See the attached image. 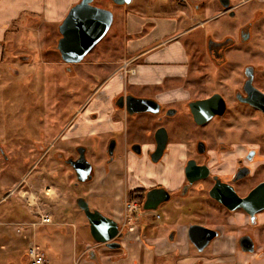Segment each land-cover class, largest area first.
<instances>
[{
    "label": "flooded vegetation",
    "instance_id": "obj_1",
    "mask_svg": "<svg viewBox=\"0 0 264 264\" xmlns=\"http://www.w3.org/2000/svg\"><path fill=\"white\" fill-rule=\"evenodd\" d=\"M224 5L226 7H223ZM209 10L214 13L210 15ZM200 13L204 16L197 19L192 27L198 32L197 40L192 44L197 88L190 89L186 86L188 81L192 80L188 75L181 81V85L185 87V95L182 98L163 102L156 97H145L157 103L155 111L129 114L125 107V99L123 107L117 105L119 96L126 98L127 95H134L130 92L122 93L113 103L118 119L124 121V119L135 118L136 120L140 116H143V119L136 124V130L126 127L119 137L114 136L112 130L108 131L110 135L104 139V168H109V162L113 160L117 152L120 139L125 144V152L127 149V152L132 151L139 157H144L147 149L150 159L148 161L153 168V174L150 172L148 176V184L133 187L135 197L132 201H129L127 196V202L121 213V223L118 224L119 232L113 242L119 243L118 248L122 246V239L128 230V227H125L128 218L146 215L145 211L150 210L143 207L147 192L152 191V197L156 200L160 195H154L155 190L162 189L169 193V199L161 202L157 209L165 206L170 218L173 219H175L173 216L177 217L179 213H183L184 221L190 219L186 221L188 225L199 224L208 227L206 222H194L192 219L211 220L214 224L208 228L218 231V236L214 237L201 252L193 246L201 256L198 264H264V208L254 214L247 213L241 208L229 210L209 196V192L215 186L222 189L231 186L239 198H245L257 185L264 183V137L253 136L254 128H258V131L256 130L258 135L260 127L264 126V111L244 102L245 98L254 96L264 108V0H215L211 5L201 6ZM0 47V80L3 82L0 84L1 205L4 201L11 204L9 198L15 191V189L11 190L12 174L18 173L21 176L23 171L26 172L27 156L25 161H22L26 150L20 154L17 164L19 168H12V159L16 157L15 145L22 143V140L25 141L27 137L23 127H16L13 131L10 123L12 110L3 97L8 87L7 82L4 81L7 75L2 76V73L11 71L18 76L20 69L10 65L14 59L23 60L25 56L17 54L13 57L6 56L5 45L0 44ZM21 49L20 52H22ZM20 63L26 62L20 61ZM62 63L65 67H69V71H71V65L77 64H69L63 60ZM4 65L6 67H3ZM155 92H152V95H156ZM211 98L214 99L208 101ZM195 102L197 103L196 114L190 106ZM145 115L148 117L144 118ZM74 125L73 117L68 124V130L74 128ZM159 129L165 130L167 141L162 155L153 160L157 151V139H160V135L157 134ZM70 131H68L69 134ZM128 132L132 136H129ZM60 138L61 135L57 140L59 141ZM68 138L72 139L75 136L71 135ZM90 139L95 143L98 138ZM129 139L132 142L128 146ZM252 140H257V145L252 143ZM112 141H115V147L113 154L109 155L108 146ZM79 147L85 148L86 155L87 147L75 145L74 150L65 156L58 152V160L66 164V160L77 159ZM94 147L96 148V143ZM125 152H123L124 155ZM167 156L179 158L180 181L177 178L164 181L157 176L161 173L159 166ZM68 166L71 167V165ZM187 168L190 169L192 176L202 177L190 184L185 174ZM71 169L75 174L72 167ZM197 198L200 201L192 203L191 200ZM226 200L233 204L230 198ZM131 202H134L135 206L131 211L126 212L125 205ZM260 206H264L263 203L254 202L248 205L249 208ZM4 209L6 216L9 215L10 210ZM229 218H232L235 223H228ZM152 219H161V215L157 214ZM172 224L169 223L171 227ZM219 226H222L224 230L231 229L234 235V249L228 259L219 258L224 257L219 255L211 257L210 252L204 253V250L222 235L223 231ZM175 231L176 229L171 230L169 237L175 235ZM93 242L100 244L95 240ZM100 245L107 247L106 243ZM89 246L93 245L84 244L87 250H90ZM126 256L127 253L123 250L122 257L119 259ZM109 260L112 261V259Z\"/></svg>",
    "mask_w": 264,
    "mask_h": 264
},
{
    "label": "rangeland",
    "instance_id": "obj_2",
    "mask_svg": "<svg viewBox=\"0 0 264 264\" xmlns=\"http://www.w3.org/2000/svg\"><path fill=\"white\" fill-rule=\"evenodd\" d=\"M157 2L165 7L173 2L180 5L181 8L183 7L187 14H189V9H191L189 7L192 5L193 14L197 20L204 16L200 13V7L211 5L215 0H197L193 4L181 3L177 0H133L132 3L122 6H111V0H94L93 3L96 6L111 8L114 15L113 23L104 38L89 51L84 59L71 65V71L62 63L61 56L56 49V43L60 37L56 25H35L33 21L36 20V17L22 13L14 25L9 28L6 37L0 38V44L5 45L7 49L4 52L6 56L13 57L15 54L25 56L23 60L14 59L13 62L11 61V67L20 69L18 76L12 71L2 73V76L7 75V79L4 81L7 82L8 87L3 93V97L12 110H10L12 115L10 123L13 131L16 127H23L27 137L25 141L22 140V143L19 142L15 145L16 157L12 159V168H19L17 164L20 154L26 150L22 157V161H25L27 156L26 172L23 171L21 176L18 173L12 174V179L15 181L11 182L13 183L11 190L15 189V191L9 198L11 204L4 201L0 205V264H30L26 251L34 236V242L39 244L40 249L45 253L48 264H94L85 258L75 256L71 240L75 234L82 243H90L94 246L100 264H109L107 263L108 255L119 259L122 257L123 249L134 248L122 242L120 248L109 249L91 241L88 234L87 218L77 206L76 200L83 197L91 209L98 210L104 216L114 217V213L111 212L112 208L105 206L103 199L95 194L102 193L107 186L114 192L117 191L119 186L117 181L112 180V176L119 171L122 163H125L127 167L129 165V168H135L138 177H141L143 169L145 170L142 178L137 179L138 183L145 184L146 181H149L150 173L147 174L150 172L152 164L148 161L150 160L148 150L146 149L144 157H139L131 151L129 160H127L123 153L125 144L120 139L117 152H115L113 160L109 162L111 172L103 184L104 139L110 135V132L96 140L95 148L92 139L77 137L69 139L68 137L73 132L69 134L68 131L73 128L68 130V124L73 117L77 123H82L85 119L82 108L90 99L93 102L96 100L97 91L101 87L100 77L97 75L106 76L114 69L124 65L119 60L123 59L122 54L124 53L122 41L124 32L122 29L125 14L141 10L140 8L145 3L155 4ZM146 11L150 13V11ZM211 13L214 12L209 10L210 15ZM192 23V21H187V27H192ZM194 36H198L197 30L190 33L189 40ZM191 44L194 43L188 42V52L192 50ZM20 61L26 63H20ZM195 64V59H193L188 74L189 79L192 80L186 84L190 89L197 88ZM126 68L130 71L133 69V67ZM111 77L113 76L111 75ZM2 83L0 80V84ZM80 110L82 111L80 112ZM113 111L112 121H117L121 125L117 124L120 129L112 130V134L116 137H119L126 127L136 130V124L143 119V116H140L136 120L134 118L123 121L116 118L114 115L116 110L113 109ZM145 117L148 116L145 115ZM124 123L125 126H123ZM257 129L254 128L253 136L255 138L264 137V126L260 127L258 135H256ZM128 133L129 136H132L130 132ZM59 135L61 138L58 141ZM131 142L129 139L127 145L129 146ZM252 143L257 145L258 141L252 140ZM75 145H83L88 148L86 159L94 168L92 179L85 183H78L71 167L58 160V152L65 156L74 150L73 146ZM170 147L169 145V149ZM151 172L153 174V171ZM198 200L200 201L198 198L191 201L195 203ZM4 208L10 210L9 215L6 216ZM163 208L165 206L157 210L145 211L146 215L137 219V225L141 226L143 235H147L146 230L149 226L164 224ZM157 214L161 215V219H152ZM42 216L50 217L52 224H39ZM186 221H190V219H186ZM192 221L206 222L208 227L214 224L208 220L192 219ZM61 233H64V237ZM145 246V243H142L139 248L137 243L135 249L142 251ZM210 246L204 250L205 254H209ZM82 249H84L83 244L79 246L78 250ZM148 250L146 252L144 250L140 254L139 251L131 252V254L129 252V258L126 260L122 258V262L124 264H148L152 258L150 247ZM113 260H115V264H119V262L116 263L117 258H113Z\"/></svg>",
    "mask_w": 264,
    "mask_h": 264
},
{
    "label": "crops",
    "instance_id": "obj_3",
    "mask_svg": "<svg viewBox=\"0 0 264 264\" xmlns=\"http://www.w3.org/2000/svg\"><path fill=\"white\" fill-rule=\"evenodd\" d=\"M78 1L0 0V38L6 37L9 28L14 25L22 13L36 17V20L33 21L35 25H56L58 28L59 23L66 16L68 10ZM195 1L183 0L180 2L193 4ZM159 2L155 4L145 3L140 8L141 10L130 11L125 14L122 29L124 32L122 36L124 53L122 54L123 59L119 61L121 63L125 62L128 65L127 67H133V69L130 71L126 67L121 68L119 66L106 76L101 77L100 74L97 75L100 77L99 83H101V87L97 91V98H95L94 102L90 99L83 108L85 110H80V112H84L85 119H83L82 123L75 121L74 128L70 131V133L73 132V136L82 139H90L92 137L101 139L103 135L108 134V131L115 128L120 129V123L117 121L113 122L111 117L114 113L113 103L122 93L130 92L137 96H152L163 102H172L185 95V87L181 85V81L188 76L189 70L192 67V60L194 59L192 57L193 54H191L193 50L188 52L187 45L188 42L195 43L197 40V36H194L190 40L188 38L193 31L192 27L196 21L193 14L194 8L191 5L189 7L191 8L189 9V14H187L183 10V7L181 8L173 2L169 3L168 7L161 5ZM113 6L119 5L114 4ZM146 10L150 11V13ZM187 21L193 22L192 27H187ZM152 92H155L156 95H152ZM114 115L117 117V110ZM125 155L127 160H129L131 152H127L126 149ZM179 164V158L167 156L159 166L161 173L157 176H160L164 181L165 179L176 178L180 181ZM151 171H153L152 167L150 168ZM110 172V167L104 169L103 184H105ZM144 172L145 170L143 169L141 177H138L135 168H129V165L127 167L125 163H122L119 171L112 176V180L117 181L119 186L117 191L114 192L107 186L102 193L95 194V196L103 199L106 204L105 206L112 208L111 212L114 213V217L111 218L119 225L124 204L127 202V192L140 184L137 179L142 178ZM146 184H148V181H146ZM162 213L165 216L164 224L149 226L146 230L147 235H143L141 226L137 225L138 218L136 216L128 218L129 220L125 226L128 227V230L122 242L134 248H129V250L123 249L127 253L124 259L129 258V252L131 254V252L139 251L140 254L144 250L145 252L149 251L148 247H150L152 258L148 261V264H198L201 256L198 255L188 240L186 232L188 223L184 221V217L182 216L184 214L179 213V216L173 220L170 218L166 208H163ZM169 223H173L172 227ZM228 223H235V221L229 218ZM39 224L43 225L44 223L39 222ZM48 224H52V222ZM219 227L223 232L211 244L209 248L210 256L219 255L226 257L219 258L228 259L233 253L234 235L231 229L227 228L224 230L222 226ZM173 229H176L175 235L169 237L168 234ZM88 234L89 239L94 241L89 227ZM61 235L63 236L64 233H61ZM34 239L35 236L30 242H34ZM71 240L76 257L85 258L94 264H100L94 246H89L90 250L93 249L91 251L87 250L86 247L80 251L78 250L79 246L82 244L84 246V243L77 239L76 234ZM137 243L139 248L142 243H145L146 246L142 251L136 250ZM37 245L39 246V244ZM113 258H117L116 263L124 264L122 259L112 257L111 255L107 256V263L115 264ZM109 259H112V261ZM46 264H48L47 258Z\"/></svg>",
    "mask_w": 264,
    "mask_h": 264
},
{
    "label": "water",
    "instance_id": "obj_4",
    "mask_svg": "<svg viewBox=\"0 0 264 264\" xmlns=\"http://www.w3.org/2000/svg\"><path fill=\"white\" fill-rule=\"evenodd\" d=\"M131 1L111 0L110 5L113 6L115 4L121 6L130 4ZM93 2L94 0H79L71 6L66 16L58 25L60 37L57 40L56 49L61 59L66 63L81 62L89 51L104 38L113 23L114 15L111 8L99 7L94 5ZM223 7L226 6L224 5ZM252 89L259 92L253 87ZM124 99L125 107L129 114L155 111L157 109V103L153 99L136 97L132 94L127 95L126 98L119 96L117 105L123 107ZM213 99L211 98L208 101ZM244 102L264 111V108L257 102L254 96L245 98ZM196 104V102L190 104L194 114H196ZM164 132V129L158 130L157 134L160 135V139H157V151L153 160L158 159L165 148L167 139ZM114 147L115 141H112L108 146L109 155L113 154ZM77 150L79 154L78 158L75 160L69 159L65 162L73 168L77 182L85 183L92 179L94 168L86 159L85 148L79 147ZM185 174L190 184L202 177L192 176L188 168L185 169ZM151 192H147L143 206L145 209L156 210L161 202L169 199V193L165 190H155L154 195H160L156 200L152 197ZM209 196L226 206L229 210L241 208L247 213L254 214L256 211L262 210L264 206L249 208L248 205L254 202L263 203L264 205V183L257 185L245 198H239L231 186L223 189L215 186L209 192ZM226 198H230L233 204H230ZM76 204L88 220L93 239L100 244L106 243L107 247L111 249L118 248L119 243L113 242L119 232L118 223L114 219L104 216L98 210H92L83 197L77 198ZM216 236H218L217 230L199 224H189L187 226L188 240L199 252Z\"/></svg>",
    "mask_w": 264,
    "mask_h": 264
},
{
    "label": "built area",
    "instance_id": "obj_5",
    "mask_svg": "<svg viewBox=\"0 0 264 264\" xmlns=\"http://www.w3.org/2000/svg\"><path fill=\"white\" fill-rule=\"evenodd\" d=\"M183 1V0H179ZM128 63V62H127ZM128 65L124 62V65L121 68H125ZM135 206L134 202L125 205V211L129 212ZM51 218L42 216V220L40 223H50ZM27 259L30 264H46L45 254L39 248V246L35 242H30L26 251Z\"/></svg>",
    "mask_w": 264,
    "mask_h": 264
},
{
    "label": "trees",
    "instance_id": "obj_6",
    "mask_svg": "<svg viewBox=\"0 0 264 264\" xmlns=\"http://www.w3.org/2000/svg\"><path fill=\"white\" fill-rule=\"evenodd\" d=\"M127 196H128L129 201H132L134 199V197H135V190H132V189L129 190L127 192Z\"/></svg>",
    "mask_w": 264,
    "mask_h": 264
}]
</instances>
